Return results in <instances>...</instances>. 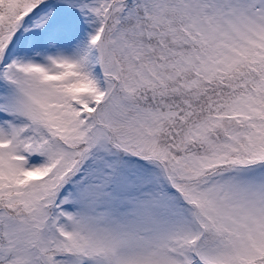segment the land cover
Returning <instances> with one entry per match:
<instances>
[{
    "label": "snow or ice",
    "instance_id": "1",
    "mask_svg": "<svg viewBox=\"0 0 264 264\" xmlns=\"http://www.w3.org/2000/svg\"><path fill=\"white\" fill-rule=\"evenodd\" d=\"M0 264H264V0H0Z\"/></svg>",
    "mask_w": 264,
    "mask_h": 264
}]
</instances>
